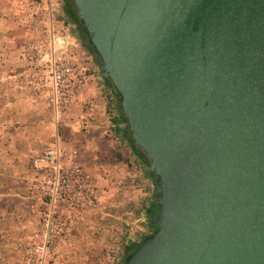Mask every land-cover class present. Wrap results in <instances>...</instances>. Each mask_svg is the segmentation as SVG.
Instances as JSON below:
<instances>
[{"label": "water", "instance_id": "obj_1", "mask_svg": "<svg viewBox=\"0 0 264 264\" xmlns=\"http://www.w3.org/2000/svg\"><path fill=\"white\" fill-rule=\"evenodd\" d=\"M155 180L123 264H264V0H71Z\"/></svg>", "mask_w": 264, "mask_h": 264}, {"label": "rangeland", "instance_id": "obj_2", "mask_svg": "<svg viewBox=\"0 0 264 264\" xmlns=\"http://www.w3.org/2000/svg\"><path fill=\"white\" fill-rule=\"evenodd\" d=\"M56 3L59 9L54 16L55 29L66 38L80 65L86 69L87 77L94 76L99 95L85 96L84 89L78 104L56 127L48 104L33 98L13 79L19 66L17 57L25 40L24 30L23 34L19 33L16 40H12L13 47L8 46L5 62L0 60V193L20 194L17 189L29 183L23 179L28 177L32 159L57 135L60 144L97 178L101 188L99 207L80 216L75 226L73 248L69 251L72 264H122L127 240L142 242L148 236L145 218L138 214V208L150 194L147 187L142 186V179L137 180L142 176V169L133 163L128 146L114 131L116 125L112 122L114 115H110V95H104L105 86L95 59L70 36L71 28L62 25L61 5L59 0ZM101 166L107 169L103 176H99ZM118 181H123L125 187L118 188ZM22 215L28 216L26 213ZM5 239L7 245H14L16 238L10 235Z\"/></svg>", "mask_w": 264, "mask_h": 264}, {"label": "built area", "instance_id": "obj_3", "mask_svg": "<svg viewBox=\"0 0 264 264\" xmlns=\"http://www.w3.org/2000/svg\"><path fill=\"white\" fill-rule=\"evenodd\" d=\"M25 5V40L13 79L33 98L48 104L58 127L78 104L87 71L55 29L56 0H26ZM29 173L27 192L41 208L27 224V234L16 239L20 253L9 264H72V234L79 217L99 207L100 185L57 135L32 159ZM116 186L124 188L125 184L118 181Z\"/></svg>", "mask_w": 264, "mask_h": 264}, {"label": "crops", "instance_id": "obj_4", "mask_svg": "<svg viewBox=\"0 0 264 264\" xmlns=\"http://www.w3.org/2000/svg\"><path fill=\"white\" fill-rule=\"evenodd\" d=\"M25 2L26 0H0V60H2V62H5V58L9 53L8 46L13 47L12 45L14 43L12 40H16L19 33L23 34V25L25 23L24 17L26 15ZM10 15H12L13 18H11ZM5 16L7 18H5ZM1 65L2 64L0 63V67ZM1 77L2 72L0 69V78ZM94 80V76L88 78L85 87V96H87V94L99 95L100 89L97 88ZM103 91L104 95L106 94L109 96V92L104 89ZM81 98L82 96L80 97V99ZM130 157L132 156L130 155ZM104 167L105 166H101L100 169H98L101 170L99 176H103L104 171L107 170ZM139 178L142 179V186L147 187V190L150 194L151 184L146 178V174L143 169L142 176H139L137 180H139ZM23 180H29L28 182H30L31 176L29 173V169L28 177ZM24 185L25 186H21L20 189H17L20 194L12 193L11 191H7L4 194L0 193V264H9L17 260L20 252L16 244V239L24 234H27V231L30 229L29 222L32 220V217L36 214V212L41 208V205L38 201L29 197V194L27 192L29 183L28 185L24 183ZM23 213L28 214V216L24 217V215H22ZM10 235L16 238L14 239V245L13 243H8L7 245V239H5V237Z\"/></svg>", "mask_w": 264, "mask_h": 264}, {"label": "trees", "instance_id": "obj_5", "mask_svg": "<svg viewBox=\"0 0 264 264\" xmlns=\"http://www.w3.org/2000/svg\"><path fill=\"white\" fill-rule=\"evenodd\" d=\"M61 5V14H62V25L65 28H71L70 30V36L78 40L82 46L86 48V50L91 54V50L88 47V44L85 40L84 35L82 34V28L79 24V20L77 17V13L75 11V8L73 6V3L71 0H59ZM92 55V54H91ZM95 63L97 65V62L95 60ZM105 90L109 92V95L111 98H109V108L111 110L110 115H114L113 121L116 125V128L114 131L119 134L122 141L126 143L128 148L131 150L132 153V159L133 163L137 166H139L140 169H143L146 178L148 179L149 183L151 184V193L150 196L146 197L141 201L139 208H138V214H142L145 218V229L147 235H151L154 231L157 230V225L155 222L156 214H157V206L154 200L155 193H156V187H155V180L154 175L149 170L148 166V160L146 159L145 155L134 146L129 133L127 129L126 121L123 117V115L120 113L117 99L115 96V93L113 89L111 88L110 83L107 80H104ZM117 160H119V157H117ZM141 242H133V243H127L124 245L123 248V256L121 263L123 264L125 262V259L131 255L139 246Z\"/></svg>", "mask_w": 264, "mask_h": 264}]
</instances>
